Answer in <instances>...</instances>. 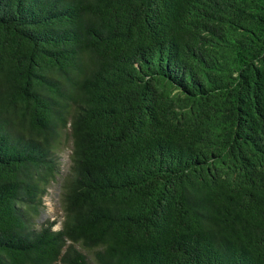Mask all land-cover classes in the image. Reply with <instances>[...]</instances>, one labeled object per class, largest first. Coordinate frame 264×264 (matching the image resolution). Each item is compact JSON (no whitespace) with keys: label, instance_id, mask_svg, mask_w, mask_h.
Returning <instances> with one entry per match:
<instances>
[{"label":"trees","instance_id":"16d2710c","mask_svg":"<svg viewBox=\"0 0 264 264\" xmlns=\"http://www.w3.org/2000/svg\"><path fill=\"white\" fill-rule=\"evenodd\" d=\"M0 264H264V0H0Z\"/></svg>","mask_w":264,"mask_h":264},{"label":"rangeland","instance_id":"374dc122","mask_svg":"<svg viewBox=\"0 0 264 264\" xmlns=\"http://www.w3.org/2000/svg\"><path fill=\"white\" fill-rule=\"evenodd\" d=\"M69 143H64L60 147V166L63 170L62 172L68 171L70 167V147ZM60 187L61 179L58 178L54 182H51L47 188V192L43 197L42 207L39 208L38 215L35 216L34 221L37 223L44 222L46 220H55V228L61 226V221L63 219V212L61 209L60 200ZM39 227V226H38Z\"/></svg>","mask_w":264,"mask_h":264}]
</instances>
